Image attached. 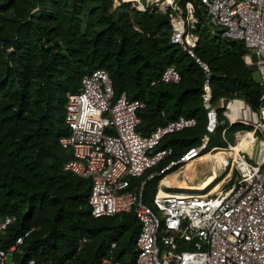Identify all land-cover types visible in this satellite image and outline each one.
Here are the masks:
<instances>
[{
    "label": "trees",
    "instance_id": "1",
    "mask_svg": "<svg viewBox=\"0 0 264 264\" xmlns=\"http://www.w3.org/2000/svg\"><path fill=\"white\" fill-rule=\"evenodd\" d=\"M75 1L0 0V217L16 218L0 246L10 245L30 227H39L26 241L25 258L37 256L54 264L72 257L69 264H99L111 258L133 264L139 232L135 216L93 218L88 206L90 183L64 171L71 159L59 145L67 133L66 96L78 91L85 75L103 69L116 97L124 93L129 100L145 103L138 114L143 136L180 116L195 118V128L172 134L159 145L170 148L172 158H177L198 145L204 131L203 73L169 43L167 16L135 10L131 16L127 12L115 15L107 12L115 2L100 0L99 7L81 17ZM24 4L37 10L30 13ZM8 11H12L10 18L1 17ZM194 17L190 32L205 36L197 7ZM209 39L199 38L195 53L212 73V102L238 99L255 111L262 91L242 60L243 45ZM9 47L13 51L6 53ZM170 66L181 81L151 86ZM218 114L221 119V111ZM240 128L234 126L231 131ZM221 129L209 147L223 145ZM159 180L147 185L148 197ZM82 237L89 243L76 255L77 240Z\"/></svg>",
    "mask_w": 264,
    "mask_h": 264
},
{
    "label": "built area",
    "instance_id": "2",
    "mask_svg": "<svg viewBox=\"0 0 264 264\" xmlns=\"http://www.w3.org/2000/svg\"><path fill=\"white\" fill-rule=\"evenodd\" d=\"M113 1L140 13L167 16L169 43L203 73L204 131L198 145L172 158V150L159 145L172 134L195 128L197 120L180 116L143 136L138 130V114L145 103L129 100L124 93L116 97L107 71L97 69L82 78L76 93L66 96L67 133L59 145L71 159L64 171L90 183L88 206L93 218L135 216L139 232L133 264H264V0ZM195 7L203 16L200 29L205 27L210 38L241 43L246 51L244 64L256 67L262 93L255 111L242 100L245 108H231L235 99L212 102V73L196 55V39L190 32L196 23ZM12 51L6 49V53ZM180 81L181 75L170 66L150 85H177ZM234 126L242 128L232 132ZM220 127L223 145L209 147ZM247 132L252 138L246 137ZM244 137L247 145L236 150ZM206 156L208 175L214 177L218 191L211 194L204 189L196 191L203 194H193L178 188L188 194L170 193L168 189L173 188H160L159 180L155 193L147 196L150 182L182 172ZM160 189L164 194L160 195ZM15 222L13 216L0 217V239ZM38 230L30 227L10 245L0 246V264H54L37 256L25 258L26 241ZM88 243L87 238H79L76 255ZM73 258L61 264H69ZM99 264L123 263L104 258Z\"/></svg>",
    "mask_w": 264,
    "mask_h": 264
},
{
    "label": "bare ground",
    "instance_id": "3",
    "mask_svg": "<svg viewBox=\"0 0 264 264\" xmlns=\"http://www.w3.org/2000/svg\"><path fill=\"white\" fill-rule=\"evenodd\" d=\"M127 1L131 2L133 0H127ZM241 105H244L241 102V100L235 99L234 101H231L230 107L238 108ZM244 108H245V105H244ZM246 137L252 138V134L250 132H247ZM246 142L247 140L245 137L243 139L241 138L240 140H238L237 145H236V150L244 148V146L247 145ZM206 159H208V156L202 158L201 161H199L198 163L194 165L189 164L190 166L188 165L186 167V170L182 172L178 171V172L166 175L164 178H162V180H160V188L167 187V188H173V189L179 188V189H186V190H191V191H201V190L206 189L207 187H211L212 188L211 194L215 193L216 191H218L219 187L216 185H212L215 180L214 177L212 175H208L204 177L198 167L199 164H205L208 166ZM171 176H176V179L173 182L168 180L169 177ZM202 177H203V180L195 184V182ZM186 181L188 184L186 183ZM160 191H161L160 195L164 194L162 189H160ZM177 195L180 196V194H177Z\"/></svg>",
    "mask_w": 264,
    "mask_h": 264
},
{
    "label": "rangeland",
    "instance_id": "4",
    "mask_svg": "<svg viewBox=\"0 0 264 264\" xmlns=\"http://www.w3.org/2000/svg\"><path fill=\"white\" fill-rule=\"evenodd\" d=\"M28 1L29 2H32L33 0H28ZM142 1H144V0H142ZM75 3H76V6H77L76 7L77 8V11H78V13H80V16L81 17H83L84 15H86L88 13V11L90 10V8L99 7L100 6V0H76ZM24 6L27 8V10H30L31 11L30 13H34L37 10L36 8L33 9L32 6L29 5V4L28 5L27 4H24ZM66 9L69 10V7H67ZM133 10L134 9L131 10V8L129 6H126V8L123 9L121 5H119L117 3H113V2H111L108 5V7H107V12H110L111 11L115 15L116 14H120L122 12H127L131 16L133 14L132 13ZM11 14H12V11H8L3 16H1V17L10 18L11 17ZM192 28H193V25H192ZM198 33H201V32H198ZM192 35H193L194 39H196V42L198 41L199 38L205 39L207 42L210 41V39H209L210 36H209V34L207 32H205L203 34L205 36H200L197 33L196 34L195 33H192ZM207 35H208V37H207ZM251 71L253 72V79L255 81H259V75H258L257 71H253V70H251ZM227 138L230 141L233 140V138H232V136H231L230 133L227 134ZM198 167H199L200 172L202 173V175L204 177H206V175L209 174L208 166L207 165H205V164H199ZM181 171H183V170H181ZM175 179H176V176H171V177H169L168 180H170V181L173 182ZM202 180H203V177L200 178L199 180H197L195 182V184L201 182ZM186 183H187V181H186ZM211 189H212L211 187H207L205 190L208 192ZM168 192H170V193H186V194H188V191H184L183 192L182 190H179V189H168ZM189 193H193V194H201L202 193L203 194V192H196V191H190ZM204 193H206V192H204Z\"/></svg>",
    "mask_w": 264,
    "mask_h": 264
},
{
    "label": "water",
    "instance_id": "5",
    "mask_svg": "<svg viewBox=\"0 0 264 264\" xmlns=\"http://www.w3.org/2000/svg\"><path fill=\"white\" fill-rule=\"evenodd\" d=\"M252 61L255 62L256 59H255V56H252ZM250 70H253L255 71L256 67L253 65L251 68H249Z\"/></svg>",
    "mask_w": 264,
    "mask_h": 264
}]
</instances>
